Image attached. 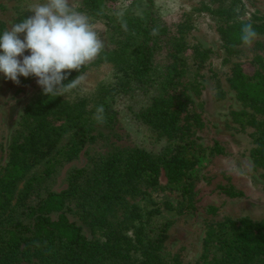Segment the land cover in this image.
Listing matches in <instances>:
<instances>
[{
	"label": "rangeland",
	"instance_id": "1",
	"mask_svg": "<svg viewBox=\"0 0 264 264\" xmlns=\"http://www.w3.org/2000/svg\"><path fill=\"white\" fill-rule=\"evenodd\" d=\"M44 2L0 0V35L32 15L28 12L30 5ZM69 3L89 17L103 48L81 68L86 80L64 96L44 95L35 76H20V83L16 84L0 73V177L13 170L12 148L27 142L39 121L46 120L44 129L54 127L55 145L49 155L29 165L18 178L16 193L33 176L43 180V192L59 191L67 186V175L73 168L89 166L115 147L137 141L140 133L129 140L125 134L119 139L116 134L119 130L100 124L94 131L96 139L87 142L76 158H61L74 133L96 119L94 107L103 87L115 82L118 69L130 60L132 49L126 45L128 33L122 17L151 8L181 48L179 56L158 54L160 72L167 66L175 75L174 87L184 106L181 121L188 122L187 139L194 140L197 147L196 164L185 170L180 184H171L167 170L162 167L158 185L138 200L143 213L158 208L154 219L168 222L159 262L264 264V255L244 258L234 246L223 245L219 240L224 241L228 234L233 238L235 231L241 232L247 222L253 224L255 234L264 233V168L258 167L252 157L258 130L264 122V110L245 103L232 84L238 65L253 73L252 62L260 65L264 61V0H110L105 10L110 18L93 13L85 6V0ZM242 24L256 26L258 35L250 46L241 40ZM175 66L177 71H172ZM80 71L71 70L63 83H70L69 79L74 80ZM45 101L47 108L38 112ZM126 121L119 124L126 132L132 131ZM160 145L157 143L156 147ZM56 159L59 161L55 163ZM51 164L52 173L47 174ZM231 225L242 228L233 231ZM223 226L229 232L226 235L219 232ZM215 230L218 232L214 241L206 247L209 231Z\"/></svg>",
	"mask_w": 264,
	"mask_h": 264
},
{
	"label": "trees",
	"instance_id": "2",
	"mask_svg": "<svg viewBox=\"0 0 264 264\" xmlns=\"http://www.w3.org/2000/svg\"><path fill=\"white\" fill-rule=\"evenodd\" d=\"M108 1L85 0V6L98 16L110 18L105 12ZM121 21L128 33L126 45L132 49L130 60L118 69L115 82L101 90V98L94 107L96 116L97 107L103 106L101 119L90 120L86 127L77 130L61 158H76L87 142L96 139L94 131L100 124L119 130L116 131L119 139L124 134L128 140L133 134L140 135L133 144L115 147L91 165L70 170L67 186L59 191L45 189L44 193L43 180L33 176L16 193L18 178L29 165L49 155L55 145L54 127L44 129L46 120L39 121L36 130L30 131L27 142L12 148L13 170L0 177V264L161 262L168 222L154 219L158 208L143 213L138 200L158 185L162 167L167 170L170 183L178 185L185 170L196 164L197 147L194 140L187 139L188 122L181 121L184 106L174 87L175 75L172 76L167 66H163L161 73L158 58L159 53L179 56L181 48L151 8L122 17ZM252 65L253 73L238 65L232 84L245 103L264 110V61L260 65L252 62ZM171 70L177 71V66ZM118 79L125 81L120 83ZM45 108L46 101L37 111ZM122 120H127L133 130L126 132L119 124ZM256 142L252 157L258 167L264 168V122ZM157 143H161L158 148ZM52 170L53 164L47 167L46 173ZM231 228L235 231L242 227L231 225ZM217 232L209 231L206 247L214 241ZM219 232L229 233L225 227ZM254 232L253 224L247 222L241 232L235 231L233 238L228 234L224 241L219 240L250 259L264 255V233Z\"/></svg>",
	"mask_w": 264,
	"mask_h": 264
},
{
	"label": "clouds",
	"instance_id": "3",
	"mask_svg": "<svg viewBox=\"0 0 264 264\" xmlns=\"http://www.w3.org/2000/svg\"><path fill=\"white\" fill-rule=\"evenodd\" d=\"M28 12L32 15L0 35V73L16 84L20 76H35L44 95L64 96L86 80L80 70L100 54L103 43L89 17L70 6L69 0H45L30 5ZM257 35L247 24L241 40L250 46ZM26 51L30 55H24ZM71 70L80 74L64 84ZM103 111V106L97 107L95 118L101 119Z\"/></svg>",
	"mask_w": 264,
	"mask_h": 264
}]
</instances>
